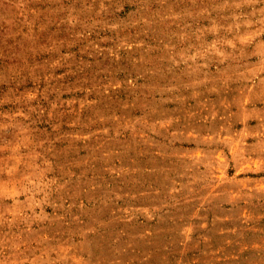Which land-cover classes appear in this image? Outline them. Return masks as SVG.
Here are the masks:
<instances>
[{
  "label": "rangeland",
  "instance_id": "rangeland-1",
  "mask_svg": "<svg viewBox=\"0 0 264 264\" xmlns=\"http://www.w3.org/2000/svg\"><path fill=\"white\" fill-rule=\"evenodd\" d=\"M0 264H264V0H0Z\"/></svg>",
  "mask_w": 264,
  "mask_h": 264
}]
</instances>
